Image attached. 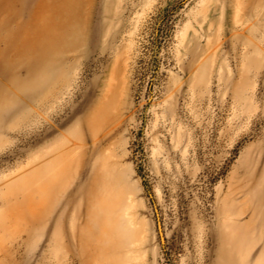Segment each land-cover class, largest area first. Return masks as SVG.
<instances>
[{
  "label": "rangeland",
  "instance_id": "rangeland-1",
  "mask_svg": "<svg viewBox=\"0 0 264 264\" xmlns=\"http://www.w3.org/2000/svg\"><path fill=\"white\" fill-rule=\"evenodd\" d=\"M0 264H264V0H0Z\"/></svg>",
  "mask_w": 264,
  "mask_h": 264
},
{
  "label": "water",
  "instance_id": "water-1",
  "mask_svg": "<svg viewBox=\"0 0 264 264\" xmlns=\"http://www.w3.org/2000/svg\"><path fill=\"white\" fill-rule=\"evenodd\" d=\"M157 227H158L160 239H161V241H163L162 230H161V225H160L159 221H158Z\"/></svg>",
  "mask_w": 264,
  "mask_h": 264
}]
</instances>
